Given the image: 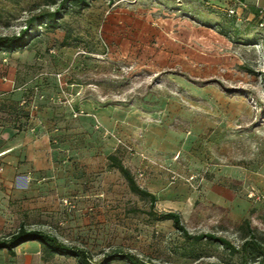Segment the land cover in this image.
Returning <instances> with one entry per match:
<instances>
[{
  "label": "rangeland",
  "instance_id": "374dc122",
  "mask_svg": "<svg viewBox=\"0 0 264 264\" xmlns=\"http://www.w3.org/2000/svg\"><path fill=\"white\" fill-rule=\"evenodd\" d=\"M61 1L0 0V34L18 33L28 17L38 15L27 46L0 53L4 76L12 65L18 83L28 84V89L38 84L33 114L41 99L62 107L63 112L68 109L73 119L88 113L80 105L83 114L75 117L62 102L52 75L57 71H65V92L76 82L82 94L96 95L92 101L101 106L112 99L135 97L131 104L118 106L120 116L123 109L130 110L127 118L133 127L115 133V153L136 182L155 194L154 210L176 211L190 234L212 233L236 247L247 235L243 224L247 219L252 233L264 244V27L232 21L226 16L228 11L218 15L202 0H139L146 8L158 6L159 10H150L163 17L188 16L196 26H214L226 32L231 43L196 40L195 50L189 53L161 54L143 61L134 54H114L104 35L106 16L125 5L85 0L87 6H82L70 0L59 18H47L44 13ZM236 23L242 29L239 35L234 33ZM154 78L159 82L152 85L146 101H140L136 97ZM44 80L53 93L43 92ZM193 81H204V85ZM108 135L76 136L65 149V159L72 161L64 169L76 175L77 190L84 193L78 202L59 198L39 216L0 214V239L21 223L34 224L67 246L86 250L96 263L120 251L107 264H130L124 253L150 264H245L239 252L231 253L205 239H186L171 220L148 216L149 201L132 193L119 171L108 167L102 156ZM81 156L83 163L78 164L75 160ZM257 260L249 258L247 264ZM0 264L79 263L71 256L12 255L0 249Z\"/></svg>",
  "mask_w": 264,
  "mask_h": 264
},
{
  "label": "crops",
  "instance_id": "0c3cea01",
  "mask_svg": "<svg viewBox=\"0 0 264 264\" xmlns=\"http://www.w3.org/2000/svg\"><path fill=\"white\" fill-rule=\"evenodd\" d=\"M202 1L218 10V15L226 14L228 9H232L233 14H226L230 17L228 19L236 20L244 26L256 23L259 25V12H264V0ZM142 3L144 2L138 1L119 7L106 16L102 26L110 43V51L114 54H134L145 61L161 54L172 56L180 51H194L196 40L210 41L214 38L225 46L231 45L230 36L214 26H196L188 16L173 14L163 17L160 12L150 10L154 7L148 5L146 8ZM155 8L154 10H159L158 6ZM235 26L234 33L239 35L242 29H239L238 23ZM3 67L5 66L0 62V214L39 216L46 213L51 201L59 198L78 202L84 193L81 188L77 190L80 185L76 183V175L73 177L72 172L64 169L72 161L65 159L68 152L65 149L73 137L87 135L97 139L101 133L110 132L111 135L107 136V150L102 148V156L114 153L117 146L115 140H118L115 133L122 128L125 130L133 127L127 118L130 110L123 109L120 116L119 105L101 106L86 98L80 105L88 113L73 119L67 114L68 109L64 108L63 112L62 107L50 105L48 101L41 99L38 100L39 109L33 114L34 120L29 117L26 124L19 127L18 123L24 118H18L15 109L22 98L33 94L31 89H18L21 84L17 81L15 66L7 67L6 76L2 74ZM49 85L51 86L46 80L41 84L44 93H53ZM96 121L101 125L97 129ZM92 149L99 150L96 147ZM78 151L82 154V147ZM83 160L81 156L75 161L82 164ZM28 228L40 229L34 224ZM14 251L15 254L24 252L27 256L42 253L40 243L35 240L20 244Z\"/></svg>",
  "mask_w": 264,
  "mask_h": 264
},
{
  "label": "trees",
  "instance_id": "16d2710c",
  "mask_svg": "<svg viewBox=\"0 0 264 264\" xmlns=\"http://www.w3.org/2000/svg\"><path fill=\"white\" fill-rule=\"evenodd\" d=\"M70 0H62L61 3L52 11H46L44 15L49 19H57L60 16L61 9L65 7L66 3ZM74 3L81 4L82 6H87L85 0H71ZM38 19V15H31L25 22L23 28L20 29L18 33L12 34H0V53L7 50H14L27 46L30 42L27 39L28 33L32 28L33 23ZM167 72V71H166ZM184 75L183 73H176ZM186 77V76H185ZM187 78V77H186ZM158 79H153L142 91L140 96H137L140 101H146L145 96L150 91L152 85L158 83ZM198 85H204V81L198 82L193 81ZM129 81L122 84L123 87L127 86ZM95 84H98L96 81ZM97 100L96 95H85L84 93L79 98L78 102H75V107L78 108L81 102L86 99ZM135 97L131 96L129 98L122 99H112L102 106L106 105H129L134 101ZM15 114L18 118H24L23 121L19 122L17 126L21 127L26 124L29 119V109L27 105H18L15 109ZM107 165L110 168H115L119 171L122 177L125 179L129 190L138 195L141 199H146L149 201V209L146 214L154 219L160 220H171L173 226L182 233L184 238L192 240L194 242L205 239L206 241L216 242L222 247L228 249L231 253L239 252L242 254V260L245 264L248 263V259L258 258L256 264H264V244L256 238V235L250 230V223L247 219L243 221L244 226L247 228V235L244 236L241 245L239 247L234 246L226 238L214 235L212 233H199L190 234L185 226L182 224L180 214L176 211H164L157 212L154 210V204L156 196L154 193L149 191L145 187H141L135 180V177L131 170L124 165L122 159L117 155V153H109L106 155ZM38 241L41 245V251L44 258H51L55 254L71 256L77 259L79 264H107L109 260L114 258V256L120 255V251L112 252L105 260L96 263L92 261L88 252L80 247L67 246L57 239V237L49 232L41 229L28 228L25 224H20L18 228L9 234L5 239H0V249H6L12 255L15 254V248L26 241ZM122 257L126 259L130 264H150L143 259L136 257L133 254L124 253Z\"/></svg>",
  "mask_w": 264,
  "mask_h": 264
},
{
  "label": "built area",
  "instance_id": "2783aa9c",
  "mask_svg": "<svg viewBox=\"0 0 264 264\" xmlns=\"http://www.w3.org/2000/svg\"><path fill=\"white\" fill-rule=\"evenodd\" d=\"M138 1L139 0H111V4H113V5H116V4L130 5V4L136 3ZM233 13H234V11L232 9H228V14H233ZM259 19H260L259 26H263L264 27V12L263 11L259 12ZM50 52L52 54L55 53L54 50H50ZM78 53H84V51H78ZM41 75L46 77L45 73H42ZM52 75L58 81V85H59L60 91L62 93L61 97L64 98L62 102L64 104H67L69 107H71L73 116L77 117V116L83 114V110L82 109H80L79 107L78 108L75 107V102L76 101H74L75 98L78 97V99H79L81 97V95H82V90L83 89H82L81 85H79L77 83H71L70 87H72V88L70 89V91L65 92L64 91V86L62 85V79H63V77L65 75V71H57V72L52 73ZM28 87H29V85L24 83V84H21L20 86H18V89L27 90ZM73 87H77V88H73ZM31 89H33L34 95L29 96V98H22L20 100V103H19L21 106L27 105L28 109L30 110L29 111V117L32 116L33 111L36 109V105L34 103L35 102L34 97L38 95V91H39L38 84L33 86V88L31 87ZM40 97H42V95H40ZM56 99H55V97H52V100L55 101ZM58 99H59V97H58ZM98 125H99V122L96 121V127H98ZM34 127H33V129H34ZM251 194L253 195L254 193H251ZM64 202H67V200H64Z\"/></svg>",
  "mask_w": 264,
  "mask_h": 264
}]
</instances>
